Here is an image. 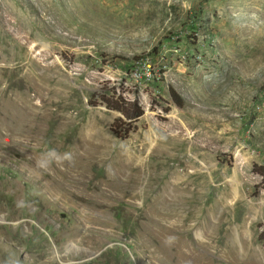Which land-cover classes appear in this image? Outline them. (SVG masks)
I'll return each instance as SVG.
<instances>
[{"label":"rangeland","instance_id":"obj_1","mask_svg":"<svg viewBox=\"0 0 264 264\" xmlns=\"http://www.w3.org/2000/svg\"><path fill=\"white\" fill-rule=\"evenodd\" d=\"M0 80V264H175L155 205L176 168L213 228L184 255L264 264V0H0ZM20 94L44 105L37 137L5 121L30 113ZM119 94L143 114L106 108ZM82 139L103 152L78 184L59 157ZM130 162L133 194L112 177Z\"/></svg>","mask_w":264,"mask_h":264},{"label":"bare ground","instance_id":"obj_2","mask_svg":"<svg viewBox=\"0 0 264 264\" xmlns=\"http://www.w3.org/2000/svg\"><path fill=\"white\" fill-rule=\"evenodd\" d=\"M26 76H24V74H23L19 78H22V77L26 78ZM35 81H37V80H35ZM0 84H1V80H0ZM3 90H4V88H0V94L2 92L4 93ZM20 97L25 99V103H27V105H29L30 113H28L27 110H25V112H23L22 118H21V117L17 116V113L14 114V113L9 112V115H5V121H7L8 124L11 123L12 128H14L15 130H18L21 133H25L26 135H28L29 132L30 133L32 132L34 134V136L37 137L36 133H35V129L38 126V122L40 121V118H41L40 117L41 115L37 114V113H39L40 110L44 109L43 108L44 105H42V106L34 105V103H32V98H30V96L24 97L22 94H20ZM16 99H18V98H16ZM19 102H22V101L18 99L16 102H13V105L11 106L10 109H14L16 111L17 108L20 107ZM6 113H8V112H6ZM16 118H20L21 120H18ZM86 142L87 141L84 142V139H82L81 141L77 142L75 144V146L69 148L68 153H71L72 157H73V155H75V160L72 158L71 162H68L65 166L69 170V172H68L70 174L69 177L72 176V178H74L76 183H78V184L85 183L89 180L88 176H87L88 173L86 171L88 161L93 158L95 153L101 154V152H103L102 149H96L95 148L96 151H95V153H93L92 152L93 150H91L92 147L88 148V146H87V144H90V143H86ZM78 153H82V154H79L78 158L76 159V156ZM32 158H33V156H32ZM59 158L63 159V155L60 156ZM49 161H51L53 163V168L51 167L53 174L55 175V177H59L60 176L59 173L61 170L58 172V167H57V165H55L54 161H52V160H49ZM55 162H57V161H55ZM57 163H59V162H57ZM35 164H37V163H35ZM135 165H134V163H131V162L128 165L117 164V166H116L117 169H115V172L113 173V176H112L115 178L113 181V184H115L117 189H122L123 191H128L129 193H132V194L135 192L137 193V191L139 190L140 184L143 181L144 176L142 174V171H138V168ZM37 168H38L37 169L38 171L40 169H42L41 167H37ZM183 171L184 170H182V171L177 170V168L173 171L174 175L177 177V179L174 182H171L170 177H168V178H165L164 180H162L161 182L158 183L157 182L158 181V177H157L158 174L156 175V173L153 175L150 174V178L148 180L150 182L149 183L150 185L153 184L154 186H157V183L159 185H161L160 186V192H161L162 197L159 198L158 202L155 201L156 202L155 206L160 213H164V211H166V212L169 211V216L167 217V219L164 218V219H166L165 221L170 224V225L166 224L167 225L166 227L168 228V231H169L168 236H170L171 239L175 238L176 240H178L180 242L179 244L177 243V244L172 245V247L174 248V250H173L174 255L172 256V258L175 257V264H196V262L199 261L198 257H195L196 259L195 258L189 259L183 253V251H184L183 249L186 246H188L187 245L188 241H186L184 239L189 240V238H190L189 236H187L183 233H184V231H188L189 228L195 227L196 225H198V226L200 225V226H205V228L207 229L208 232H210V235H211L213 233V231H212L213 228H211V225H210L211 222L210 221L208 222V220L205 219V217L201 218V216L196 215V213L194 212V208H190V205H192L193 201L191 199L187 198L188 197L186 195L187 184L184 181V177H186V175H185V173L182 174ZM111 173H112V171H111ZM160 175L161 176H159V177H160V179H162L163 178L162 173ZM72 183H73V181H72ZM78 186H80V185H78ZM149 186L147 187V189H149ZM154 189H156V188L154 187ZM150 190H151V187H150ZM189 218H192L191 220L194 222L193 225L187 224ZM171 243H175V242L171 241ZM187 250L189 251V249H187ZM189 254H191V253H189ZM192 255H194V254H192Z\"/></svg>","mask_w":264,"mask_h":264},{"label":"trees","instance_id":"obj_3","mask_svg":"<svg viewBox=\"0 0 264 264\" xmlns=\"http://www.w3.org/2000/svg\"><path fill=\"white\" fill-rule=\"evenodd\" d=\"M168 91H169V96H170L172 102H174L178 106H181L182 105V99H181L180 95L171 87L168 88ZM101 98H102V102L104 103L106 108L120 111V112L124 113V115L127 118H129L133 121L143 114V109L137 103V101H135V100L127 101L120 94L117 95L116 98L109 97V98H111V99H109L108 97H105V95H101ZM88 102L90 104H93L91 101H88ZM114 122L119 123V122H121V119L117 118L114 120ZM114 133L116 134L117 137L126 138L128 136L129 131L120 129V130L114 131ZM253 168H254L256 173H258L260 176H262V178L264 180V167H256V165H254ZM261 234L262 235L264 234V230L261 231Z\"/></svg>","mask_w":264,"mask_h":264},{"label":"clouds","instance_id":"obj_4","mask_svg":"<svg viewBox=\"0 0 264 264\" xmlns=\"http://www.w3.org/2000/svg\"><path fill=\"white\" fill-rule=\"evenodd\" d=\"M53 155H55V153H53ZM63 160H64V161H67V162H71V160H72L71 153H65V154L63 155Z\"/></svg>","mask_w":264,"mask_h":264}]
</instances>
